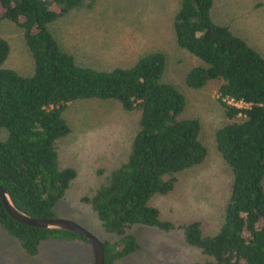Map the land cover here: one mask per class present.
<instances>
[{
  "label": "trees",
  "instance_id": "obj_1",
  "mask_svg": "<svg viewBox=\"0 0 264 264\" xmlns=\"http://www.w3.org/2000/svg\"><path fill=\"white\" fill-rule=\"evenodd\" d=\"M215 0H179L172 32L179 50L196 60L184 85L200 91L216 84L225 125L216 149L231 172L229 197L218 230L197 219L165 220L151 204L176 191L182 173L200 166L207 149L197 119L183 117L185 97L164 82L166 57L150 52L128 67L98 69L80 64L59 45L50 25L93 8L95 0H0V23L22 34L33 64L29 75L7 66L10 46L0 37V186L14 206L37 219L56 218L77 176L63 167L57 143L71 134L70 105L99 101L119 105L139 119L123 162L99 171L98 185L77 200L96 215L104 264L138 250L134 227L176 234L202 260L195 264H264V58L228 27L212 19ZM0 229L28 256L53 234L11 219L0 200Z\"/></svg>",
  "mask_w": 264,
  "mask_h": 264
},
{
  "label": "rangeland",
  "instance_id": "obj_2",
  "mask_svg": "<svg viewBox=\"0 0 264 264\" xmlns=\"http://www.w3.org/2000/svg\"><path fill=\"white\" fill-rule=\"evenodd\" d=\"M178 8L179 0H95L92 9L52 23L50 31L80 64L98 69L128 67L150 52L165 55L163 80L183 93V117L199 121V139L207 157L180 175L175 192L157 196L151 204L162 219H197L208 233H214L222 222L232 181L215 143L216 131L227 120L216 102L215 83L200 91L184 85L187 71L197 62L175 44L172 24ZM211 15L264 58V0H215ZM0 37L10 46L7 66L22 75L31 74L33 64L20 30L1 22ZM64 116L71 134L57 143V152L61 165L74 167L77 176L54 212L56 218L72 221L100 240L106 236L96 215L82 210L77 200L98 185L99 171L107 172L125 160L139 114L126 113L114 103L87 101L70 105ZM130 234L138 250L115 264H195L203 259L176 234L140 226ZM0 264H93V260L89 244L56 233L40 244L38 255L30 257L0 229Z\"/></svg>",
  "mask_w": 264,
  "mask_h": 264
},
{
  "label": "water",
  "instance_id": "obj_3",
  "mask_svg": "<svg viewBox=\"0 0 264 264\" xmlns=\"http://www.w3.org/2000/svg\"><path fill=\"white\" fill-rule=\"evenodd\" d=\"M0 200L7 215L14 221L32 228L67 232L86 239L91 247L93 264H104V252L101 241L80 225L65 219H37L18 210L7 192L0 186Z\"/></svg>",
  "mask_w": 264,
  "mask_h": 264
}]
</instances>
